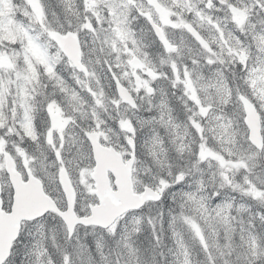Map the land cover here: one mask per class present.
Listing matches in <instances>:
<instances>
[{
	"label": "snow or ice",
	"instance_id": "snow-or-ice-1",
	"mask_svg": "<svg viewBox=\"0 0 264 264\" xmlns=\"http://www.w3.org/2000/svg\"><path fill=\"white\" fill-rule=\"evenodd\" d=\"M0 264H264V0H0Z\"/></svg>",
	"mask_w": 264,
	"mask_h": 264
}]
</instances>
